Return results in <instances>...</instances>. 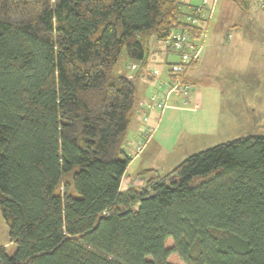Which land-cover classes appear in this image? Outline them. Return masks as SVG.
<instances>
[{"label": "trees", "instance_id": "1", "mask_svg": "<svg viewBox=\"0 0 264 264\" xmlns=\"http://www.w3.org/2000/svg\"><path fill=\"white\" fill-rule=\"evenodd\" d=\"M183 7L0 0V215L15 245L0 264H264V135L119 190L136 95L115 66L190 29Z\"/></svg>", "mask_w": 264, "mask_h": 264}, {"label": "rangeland", "instance_id": "2", "mask_svg": "<svg viewBox=\"0 0 264 264\" xmlns=\"http://www.w3.org/2000/svg\"><path fill=\"white\" fill-rule=\"evenodd\" d=\"M257 13L247 20L239 15V30L222 28L218 34L220 43L229 42L228 34H231V42L235 38L264 37V9ZM219 48L223 53L215 58L218 66L207 71L203 81L194 85L192 99L198 103V108H184L172 98L170 105L176 106L165 109L158 120L153 135L156 134L165 149L156 159L164 168L160 171L217 143L247 135H264V44L239 43V50L235 46H230V50L222 45ZM163 82L166 88L167 76ZM0 221L1 241L8 238V230L1 215ZM165 247H172L170 238L165 241ZM14 251L15 245L6 248L8 255ZM167 261L183 264L175 253H171Z\"/></svg>", "mask_w": 264, "mask_h": 264}, {"label": "crops", "instance_id": "3", "mask_svg": "<svg viewBox=\"0 0 264 264\" xmlns=\"http://www.w3.org/2000/svg\"><path fill=\"white\" fill-rule=\"evenodd\" d=\"M181 3L185 8L203 5L205 13L211 11V19L208 22V37L201 52V55L196 64L190 69L189 78L194 85L203 81V76L207 71L216 65L215 58L223 53L221 45L226 46L230 50V46L236 47L239 50L240 44H264V37L253 38H235L231 42V34H228L229 40L226 44H221L218 39V34L222 28L228 26L238 28L239 30V15L247 20L251 14L257 15V12L263 10L259 7L256 0H175ZM183 7V8H184ZM241 18V19H242ZM243 22V21H242ZM220 30V31H219ZM232 43V44H230ZM230 44V45H228ZM227 50V51H228ZM235 57V56H233ZM238 57V55H236ZM177 54L167 49L164 42L156 37H151L148 41V46L145 58L141 61L129 59L126 55H122L117 65L115 66V75H125L131 79L135 85L136 107L129 122L127 133L122 146L123 153L129 157V163L120 180V191H126L132 187H141L145 184L149 176L155 174H165L174 168L167 166L165 171L156 163L160 153L164 154V147L161 145L156 134L151 137L137 151V144L141 140V132L148 126H156L162 114L153 107L149 106V102L153 93L158 90L159 83L166 78V65L169 62L177 61ZM134 66L135 68H131ZM218 66V65H216ZM215 66V67H216ZM229 65L228 67H230ZM158 70V75L150 76L149 73L153 70ZM198 94L196 95L197 98ZM198 99V98H197ZM146 118V119H144ZM192 136L194 133L191 134ZM180 163V162H179ZM144 171H150L144 174ZM1 222V221H0ZM0 245L6 248L12 246L9 236L5 240L0 241Z\"/></svg>", "mask_w": 264, "mask_h": 264}, {"label": "built area", "instance_id": "4", "mask_svg": "<svg viewBox=\"0 0 264 264\" xmlns=\"http://www.w3.org/2000/svg\"><path fill=\"white\" fill-rule=\"evenodd\" d=\"M259 7L264 9V0H256ZM203 5L191 7V11L185 14V21L197 32L185 27L182 30L171 29L169 36L163 40L167 49L174 51L177 56V61H172L166 65V76L168 79L167 87H164L165 82L159 83L158 90L151 96L149 106L159 110L160 114L165 109L174 107L170 105L171 99L174 98L176 104H180L184 108L195 110L198 108V103L193 101L192 95L194 91V84L190 82L188 71L196 64L204 44L207 39L208 22L211 19V11L205 13ZM131 68H135L132 66ZM150 76L158 75V70L153 69ZM146 119V118H144ZM157 126V125H156ZM156 126H148L142 130V138L138 142L137 151L154 133Z\"/></svg>", "mask_w": 264, "mask_h": 264}]
</instances>
